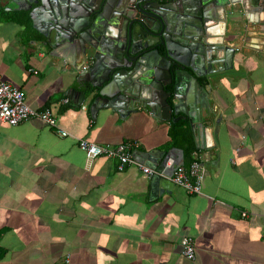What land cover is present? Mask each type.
<instances>
[{
  "label": "crops",
  "instance_id": "1",
  "mask_svg": "<svg viewBox=\"0 0 264 264\" xmlns=\"http://www.w3.org/2000/svg\"><path fill=\"white\" fill-rule=\"evenodd\" d=\"M21 2L0 0V78L58 126L37 117L0 122V264H264V37L246 15L227 12L226 39L238 45L231 67L184 93L183 108L202 117L192 156L204 177L201 192L189 193L160 187L135 165L117 171L114 159H86L81 138L130 142L147 166L151 151L181 148L169 145L172 122L148 108H92L97 94L73 68L83 61L37 48L42 35L31 20L25 29L5 19L24 10ZM178 115L190 125L189 114ZM174 156L189 167L183 150ZM184 236L194 240V259L181 254Z\"/></svg>",
  "mask_w": 264,
  "mask_h": 264
},
{
  "label": "water",
  "instance_id": "2",
  "mask_svg": "<svg viewBox=\"0 0 264 264\" xmlns=\"http://www.w3.org/2000/svg\"><path fill=\"white\" fill-rule=\"evenodd\" d=\"M17 4L28 11L32 27L42 35L37 48H60L57 57L83 61L73 68L77 79L89 82V91L97 94L92 108L100 103L118 111L143 107L156 119L173 123L185 118L173 114L197 110L183 108L190 101L186 90L201 88L208 75L232 65L238 45L226 39L227 12L244 13L264 37V0H22ZM87 58L93 63L83 68ZM80 94L84 98V92ZM190 119L195 132L202 117L198 113L194 119L191 114ZM194 139L198 146L200 134ZM176 152L181 159L178 148L146 155L149 167L163 174L153 175V182L164 189L174 184L169 178L181 165ZM170 158L173 163L167 166Z\"/></svg>",
  "mask_w": 264,
  "mask_h": 264
},
{
  "label": "built area",
  "instance_id": "3",
  "mask_svg": "<svg viewBox=\"0 0 264 264\" xmlns=\"http://www.w3.org/2000/svg\"><path fill=\"white\" fill-rule=\"evenodd\" d=\"M88 66L86 64L83 68H87ZM31 71L34 73L37 72L36 70ZM34 117L41 119L49 126H58L55 118L48 109L37 111L30 107L26 102L23 92L18 87L0 78V122L16 125L21 121ZM58 131L63 136L67 135V132L64 130L58 129ZM131 145L127 141L112 146L109 144H97L86 138L78 140V148L84 153L86 159L105 156L115 160L117 171H123L129 166L135 165L146 176H163L160 171L136 161L132 154ZM203 173L204 170L200 161L197 158H193L188 168L180 165L169 179L174 184L183 187L189 193H200L204 177ZM242 215L246 216V213L243 212ZM180 251L186 259H194L195 246L192 237L184 236L180 239Z\"/></svg>",
  "mask_w": 264,
  "mask_h": 264
},
{
  "label": "trees",
  "instance_id": "4",
  "mask_svg": "<svg viewBox=\"0 0 264 264\" xmlns=\"http://www.w3.org/2000/svg\"><path fill=\"white\" fill-rule=\"evenodd\" d=\"M2 9L0 8V11ZM6 20H12L20 25H23L25 29H28L31 25V21L28 15V11L16 12V14L6 17ZM170 146H176L184 152V166L188 167L193 161L192 153L196 150L194 142V135L192 129L186 120H179L170 125Z\"/></svg>",
  "mask_w": 264,
  "mask_h": 264
},
{
  "label": "flooded vegetation",
  "instance_id": "5",
  "mask_svg": "<svg viewBox=\"0 0 264 264\" xmlns=\"http://www.w3.org/2000/svg\"><path fill=\"white\" fill-rule=\"evenodd\" d=\"M181 120V119H180ZM179 121V120H178ZM173 123V122H172ZM175 123V122H174Z\"/></svg>",
  "mask_w": 264,
  "mask_h": 264
}]
</instances>
